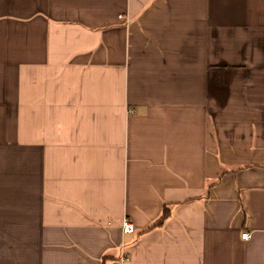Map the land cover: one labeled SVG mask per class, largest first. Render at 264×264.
Segmentation results:
<instances>
[{"label":"crops","instance_id":"obj_1","mask_svg":"<svg viewBox=\"0 0 264 264\" xmlns=\"http://www.w3.org/2000/svg\"><path fill=\"white\" fill-rule=\"evenodd\" d=\"M0 264H264V0H0Z\"/></svg>","mask_w":264,"mask_h":264},{"label":"built area","instance_id":"obj_2","mask_svg":"<svg viewBox=\"0 0 264 264\" xmlns=\"http://www.w3.org/2000/svg\"><path fill=\"white\" fill-rule=\"evenodd\" d=\"M122 230L124 233L130 234V233L135 232V227H134L133 223L130 222L128 219H124L122 222ZM248 237H249V234H247V233L242 234L243 239H246ZM123 259L127 260L126 257H124Z\"/></svg>","mask_w":264,"mask_h":264},{"label":"trees","instance_id":"obj_3","mask_svg":"<svg viewBox=\"0 0 264 264\" xmlns=\"http://www.w3.org/2000/svg\"><path fill=\"white\" fill-rule=\"evenodd\" d=\"M169 216H170V210L167 207H165L162 218L160 219L158 224H163Z\"/></svg>","mask_w":264,"mask_h":264}]
</instances>
